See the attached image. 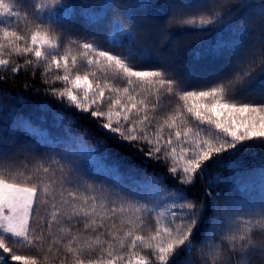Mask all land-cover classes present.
<instances>
[{
    "label": "trees",
    "instance_id": "16d2710c",
    "mask_svg": "<svg viewBox=\"0 0 264 264\" xmlns=\"http://www.w3.org/2000/svg\"><path fill=\"white\" fill-rule=\"evenodd\" d=\"M5 2L20 15L4 19L11 20L12 27L20 34L30 36L34 21L31 15L25 20L23 13L28 11L34 15L32 0ZM64 2L75 7L60 13L64 23L56 29V35L61 40V53L71 49L72 55L79 57L80 44L89 42L102 50L124 54L126 48L119 45L114 47L109 41L114 36L124 40L125 33H130L134 39L126 43L132 45L136 56L134 64L138 70L162 69L169 77L188 85V90H205L226 75L229 69L248 65L256 69L254 88L238 94L236 99L242 102H264V74L260 72V62L264 60V16L259 14L264 0ZM210 3L216 5L213 11L220 13L222 18L204 26L206 30L182 23V20L199 19L202 15L206 18L205 7ZM6 58L10 59V64L7 68L0 67V174L5 178L22 181L31 175L29 183L39 184L42 181L50 185L57 203L62 184L65 199H68L67 191H78L95 196L97 203H103L108 209L119 208L123 204L127 211L105 220L108 227L113 223L116 225L121 237L130 227L121 224L122 219L135 220L136 216H140L144 223L136 230V234L147 237L155 231L157 219L163 224L170 223L174 201L177 205L196 204L199 219L193 229V247L187 252L180 251L170 264H205V261L213 264L212 253L214 250L223 251L230 230H235L242 222L251 220L255 223L260 219L264 206V144L257 142L244 150L222 154L220 159L208 163L203 174L193 183L181 184L178 179L180 173L173 175L168 171L171 161L166 164L163 159L157 161L147 156V145L141 151L139 144L133 147L127 142L118 143L99 128L95 118L54 95L51 89L62 90L65 87L62 81L53 79L57 74L63 75V69L57 71L53 68L51 73L44 75L43 65L24 64L25 60L32 58L30 55ZM17 65L21 70L11 72L10 69ZM74 71H79L81 75L95 71L103 82L104 74L100 68H89L83 60H80ZM107 78L116 87H131L141 96L147 95L150 106L157 104L156 111L148 113L151 118L148 131L153 135L157 126L176 109V97H169L166 91L152 94L149 85L137 82L129 86L122 78L114 76L111 70L107 72ZM93 83L96 81L93 80ZM151 88L154 90L155 86ZM106 95L114 94L106 91ZM184 115L187 127L195 129L198 121L186 112ZM177 128L183 131L185 125L178 121ZM175 130L165 127V140ZM172 139L177 144L174 136ZM81 141L92 150V154L89 151L81 152ZM97 148L99 150H93ZM53 160L59 163L55 164ZM41 165L50 167V173L45 174L42 170L37 172L36 169ZM61 165L64 166L63 173L59 171ZM76 165L81 166L79 171L75 169ZM70 169L72 176L78 179L74 178L68 183L62 177L66 178ZM178 196L184 199L177 200ZM41 199L48 201L39 206V215L44 217L43 227L46 230L43 250L13 245L14 251L18 255H37L41 264H44L46 254L49 257L48 264H60L67 256L68 264H71L72 258L65 252L71 236L61 232L60 228L74 224L71 235H77L81 244L96 233H92L91 229L85 231L82 223H76L81 217H74L69 222L65 217L58 216L59 222H54L51 234H47L46 222L51 219L54 201L51 196L43 194ZM136 208L141 211L135 212ZM99 231L106 233V229ZM102 238L111 239L107 235ZM253 239L257 246H264V232L255 231ZM53 240H59V243L52 244ZM113 243L117 251L127 252L130 241H126L124 249H119L115 241ZM49 244H52V252H48ZM133 251L157 264L151 250L139 243ZM205 253L209 254L206 256ZM98 255L99 248L85 252L86 257L95 258ZM223 259L227 260L226 253ZM252 264H264V256L255 255Z\"/></svg>",
    "mask_w": 264,
    "mask_h": 264
},
{
    "label": "snow or ice",
    "instance_id": "6c2138e0",
    "mask_svg": "<svg viewBox=\"0 0 264 264\" xmlns=\"http://www.w3.org/2000/svg\"><path fill=\"white\" fill-rule=\"evenodd\" d=\"M32 2L34 15L28 11L23 15L25 20L31 15L34 26L30 36H25L12 27L11 20L4 19L19 17L20 13L5 0H0V67L7 68L10 64V59L6 57L30 55L32 58L25 60L24 64L43 65L44 75L51 73L53 68L57 71L63 69L64 74H57L53 79L62 81L65 87L62 90L51 89L54 95H58L62 101L66 100L68 105L74 106L82 113L95 118L99 122V128L105 130L106 135L118 143L127 142L133 147L139 144L141 151L144 150L143 146L147 145L149 146L147 156L157 161L163 159L166 164L171 161L168 171L173 175L180 173L178 179L181 184L193 183L203 174L207 164L220 159L222 154L244 150L257 142L264 144V102H242L236 99L238 94L254 88L253 77L256 72L254 67L237 65L229 69L228 73L218 79L213 86L205 90H188V85L169 77L165 70H138L134 64L136 56L133 54L132 45L126 43L134 39L130 33H125L124 40L114 36L109 41L114 47L119 45L126 48L127 52L124 54L102 50L89 42L80 44L79 57L72 55L71 49H65L61 53V40L56 35V29L64 23L60 19V13L75 6L65 3L64 0ZM215 7L214 3L206 5V18L202 15L199 19L182 20V23L206 30L204 26L222 18L220 13L213 11ZM259 14L264 16V4L260 5ZM80 60L85 61L89 68L93 66L100 68L104 74L103 82L95 71L85 72L83 75L79 71H74ZM260 63V72L264 74V60ZM20 70L19 65L10 69L13 73ZM109 70L129 86L134 82L147 84L152 94L166 91L169 97H176L178 103L174 113L168 115L163 123L157 126L154 135L148 131L151 124L148 113L155 112L157 104L150 106L147 95L141 96L134 88H120L111 84L107 78ZM93 80L96 81L95 84ZM151 86H155L154 90ZM106 91L114 95H106ZM185 112L198 121L195 129L187 127ZM178 121L185 125L183 131L177 128ZM165 127L176 129L166 140ZM172 136L175 137L177 144L173 143ZM88 151L91 150L81 141V152ZM53 163L59 162L53 160ZM68 163L71 164L72 161L69 160ZM80 167L76 165L75 169L79 171ZM41 170L45 174L50 173V167L41 165L36 169L37 172ZM59 171L64 172L63 165ZM71 172L70 169L68 176L62 179H66L68 183L74 178L78 179L73 177ZM20 175L23 176V173ZM31 180V175L21 181L16 178H5L0 174V264L17 262L41 264L39 256L18 255L13 247L21 245L38 251L43 250L46 230L43 227L44 217L39 215V206L47 204L48 201L41 199V194L51 196L54 201L51 219L46 222L47 234H51L52 224L59 222L58 216L65 217L69 222L73 221L74 217H81L82 219L76 223H82L85 231L91 229L92 233H96L81 244L77 235H71L74 224L60 228L61 232L71 236L65 246V252L72 258L71 264H153L148 257L133 251L138 243L151 250L157 264H170L180 251L187 252L193 247V229L199 219V209L194 203L177 205L174 201L170 223L163 224L157 219L155 231L147 237L136 234V230L144 223L140 216H136L135 220L122 219L121 224H128L130 227L121 237L116 225L113 223L108 227L105 220L127 211L123 204L119 208L108 209L103 203L98 204L95 196L78 191H67L68 199H65L62 184L59 191L60 200L57 203L49 184H43L42 181L39 184L29 183ZM183 199L182 196L177 197V200ZM140 211V208L135 209L137 213ZM101 229H106V233L100 232ZM257 230L264 232V206L260 212V219L255 223L249 220L242 222L235 230H230L231 234L224 241L223 251H213V264H252L255 255L264 256V246H257L253 239V234ZM105 235L111 239L102 238ZM114 241L119 249H124L126 241H130L127 244L128 251H117ZM55 243H59V240L52 241V244ZM52 244H49L48 252H52ZM73 244H76V247H73ZM97 248L100 249V255L95 258L85 256L86 251L91 252ZM224 253L227 254V260L223 259ZM208 254L205 253L206 256ZM48 260L46 254L43 258L44 264H48ZM60 264H68L67 256Z\"/></svg>",
    "mask_w": 264,
    "mask_h": 264
},
{
    "label": "rangeland",
    "instance_id": "374dc122",
    "mask_svg": "<svg viewBox=\"0 0 264 264\" xmlns=\"http://www.w3.org/2000/svg\"><path fill=\"white\" fill-rule=\"evenodd\" d=\"M89 150H91L89 147H88ZM89 154H92V150L88 152Z\"/></svg>",
    "mask_w": 264,
    "mask_h": 264
}]
</instances>
